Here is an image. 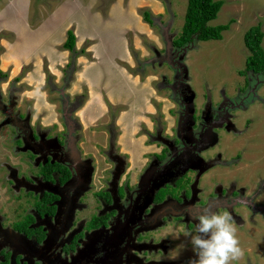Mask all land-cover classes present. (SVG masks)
Masks as SVG:
<instances>
[{"label": "rangeland", "instance_id": "obj_1", "mask_svg": "<svg viewBox=\"0 0 264 264\" xmlns=\"http://www.w3.org/2000/svg\"><path fill=\"white\" fill-rule=\"evenodd\" d=\"M18 1L21 2L22 0H15L14 4L17 6ZM215 1H222L224 4L217 19L210 22L209 25L213 27L226 25L228 23L230 24L232 20H234V23L230 24L231 26L228 31L223 32L222 40H211L206 42L196 40V43L191 48L186 49L184 56L181 58V64H177V71L182 70L184 64L187 66L188 72L192 77L191 86L197 93L198 101L200 102H202L208 87H214L217 91L225 87L230 91V96L227 97V100H231L232 97H234L236 86L244 89V77H242L239 72L246 70V59L249 56V51L244 43V35L251 27L259 24L264 32V0ZM32 2L33 5L27 8L26 11V13H31L30 20H26V23L33 26V31L34 29H38L39 32L37 34L34 33L35 35L27 34L28 31L27 33L23 31L22 35L18 34L15 26L18 25L19 21L23 22V20L21 18H15L12 21L10 20L11 25H14V31L9 33H5L4 31V33L0 34V69L7 76L3 82H0V105H2L0 106V130L4 127V124L7 125L6 127L11 126L9 123H4L7 121L5 117H11L9 114L12 116H20L24 115L26 112H28L26 116L31 114L30 125L32 127L35 123L39 125L43 123L49 126H51L53 122H61L62 124L63 120L65 122L63 115L64 117L67 116V111L65 109L67 102L76 103L77 101H81L82 109L86 108L87 105L96 102L95 95H98V86L102 88L105 85L107 95L106 97L102 96V98L108 103V98H110V96L116 98V96L122 94H120V91H117L120 90V84L118 85V83L122 81L124 83V81H126L128 87L126 91L123 92V96L124 99L127 98L129 102L125 101L123 106L111 107L110 116L112 118L104 117L98 124L96 123L94 125V128H91L97 131L96 135L92 136L93 134L89 132L91 131L90 129L86 131L88 133V139L90 140H87V142L82 145L83 150L86 153H90L91 156L92 154H102V156L95 157L98 158L101 163L103 156L106 154L108 148L111 147V134L115 138V154L123 152L127 149L126 147L135 148L133 137H128L126 133V126H129V131L133 129L140 131L141 125L138 126L135 121L131 122L130 119L126 121L129 124L126 123L127 125L125 124L122 127H118L116 124V117L120 110H131L130 106L134 109L137 107L135 102H132V98L135 101H139V107L136 109H138L140 114L137 115L136 120H149L146 119L148 115H145L144 112L148 111L151 105L154 104L157 108V114L154 115V119L159 117L162 119V116H166L167 120L164 121L165 129L167 132L172 131L174 120L171 118L168 110L172 106V103L169 101L173 99L171 93L169 97L168 90H164L163 87H160L161 75L163 73L169 74V69L163 66L161 69L156 67L153 70L151 68H146L145 71L142 72L140 67L144 66V60L148 58L156 60V64L160 61L163 63L166 62L165 58H167L166 56L168 54L165 53L166 46L161 36L162 31L164 32L162 28L166 27L165 25H170L166 34L167 36L170 33L168 39L173 36L175 29L177 31L175 37L168 43L169 46H172L169 49V53H173L174 41L179 37L185 24L188 0H32ZM4 4L11 5L12 3L10 0H0V6L2 7ZM62 8L65 9L64 12L67 9H72L70 10L72 11L70 16L71 21L68 22V24L71 23V27L69 26L65 30L62 26L59 27L58 23L60 22H57L55 19ZM145 11H149L152 14L153 24H148L143 19V13ZM63 17L64 14L62 18ZM53 19L59 29L54 28L49 30V24ZM140 22H142V28L139 26ZM69 30L73 31L76 36V48L75 51L67 52V50L63 48V45L67 40V33ZM40 44L42 45L38 48ZM180 46L181 45H178V48ZM262 46L264 48V39ZM18 47H21V49L17 50ZM162 48H164V50H162ZM32 50H38L34 57L32 55ZM19 51L20 53H18ZM176 57L178 58V56ZM24 61H26L27 65L23 63ZM8 66L10 67L8 68ZM182 74L184 75V80L181 82L180 78V81H177L176 85L183 94V100L187 104L185 112L189 115H187V119L183 125V130L185 132L184 143L180 141L178 145V148L181 150L176 153V155H171L169 160L167 158L165 166L163 165L167 168L170 165L169 161L172 160L173 168L176 173L172 170L174 176H172L171 179L176 177L179 179L182 176L181 172H184L185 169L195 161L199 160L201 164H204L198 148H186V145H191V137H198L197 132L201 127H197L196 130L191 127L193 125V118H195L194 93L188 86L190 84H186V72L184 74L182 71ZM152 75H156L159 79L155 80ZM135 80L136 83L133 85ZM256 93L252 98L249 97V99H247L252 107L255 103L254 105L256 108L250 110L248 116L246 112L241 114L240 117H237L240 119L239 124L242 131L247 118L251 117L253 119L252 129L249 131V124H246L244 131L250 135L256 134L254 141L250 144H246L243 139L242 145L240 146L242 150H240L238 158H240L239 163L245 159L244 162L246 164L258 165L255 179L264 181L263 77L262 82H258ZM99 94L101 95L103 93L100 92ZM65 97H68V99H65ZM102 98L100 100L104 101ZM221 98L223 101V97ZM75 100L77 101L74 102ZM222 101L215 106H220L221 109ZM236 102H239V104L242 103L241 101ZM237 106L239 105L236 104L231 108L229 115L231 113L234 114V112L238 110ZM94 107L95 103H92L86 110V113L90 116L93 115ZM217 111L219 110L211 106L209 112H207L201 120V122L210 123L205 129L209 135V132L212 134L216 132V130H212V128L216 129L213 122L214 120H216L217 123L226 121L225 112L218 114ZM59 127H61V125ZM236 128H238V126ZM6 129V135L13 132L12 126ZM231 129L232 131L230 132L232 136L240 135L236 134L233 128ZM110 131H112V133H110ZM104 132L106 135H104ZM1 141L3 142L2 139ZM200 141L202 142L203 148L209 145V143L208 145H204V140L202 139H200ZM67 146L66 144L63 149H66ZM29 150L31 151L33 149L29 148ZM102 150L104 151L102 152ZM99 151H101V153H99ZM244 152H246V155L243 157L241 155H243ZM13 154L22 157L14 148L11 151L9 150V146L4 144L3 149H0V164L13 163V171H15V173H22V168L18 160H14L15 157ZM49 156L52 161H54L58 153L52 152ZM213 158L217 159L218 155ZM258 163L261 164L259 165ZM103 166L106 168L105 165ZM245 168L248 169V167ZM74 169L80 172L83 178L82 184L89 186L92 170L90 164L88 163L85 165L80 163L78 165L77 163L74 165ZM0 170H3L1 166ZM26 170V173L29 171H36L31 166ZM38 172H42L41 168L38 169ZM133 173L139 174L138 170L133 171ZM166 173H169L167 169L161 173L160 171L155 172L153 184H158L159 182L164 186L166 181L170 180L166 178ZM107 175L108 173L106 176ZM111 175L112 172H109L110 177ZM133 175L134 174H132L130 178L136 179V175L132 178ZM159 177L161 178L158 181ZM144 179V177H141L142 181ZM245 179L248 180L247 175ZM141 180L139 179V185L142 184ZM181 182L184 183L183 186L180 185ZM13 183L17 185L15 180ZM185 183V178L180 179L176 183V188L179 187L182 189ZM139 185L134 187L135 192L132 193L133 199L131 206L126 202L125 206L121 205L122 211L131 212L134 221L137 220V225L141 226L142 223L145 224V229H143L141 235L139 234L140 226L134 230V234H139L140 238L143 240L142 243L139 244V246L143 245V249L140 248L139 250H142V256L148 259L146 264H159V262H156L157 260L155 257H170L169 253L174 248L173 243L169 241L165 242L162 239H154V234L160 231V229L156 231V228H159L162 217L160 216L158 219V216L153 214L152 207H150L152 206L153 197L150 183L146 182V186H144L145 190L143 191H141L142 186ZM255 186H257L256 181L251 179L247 182L246 188L248 192L246 194L251 195ZM4 187L5 189L0 190V208L6 201L1 193L5 195L10 193L7 192L6 194V185H4ZM93 187L94 186H91V188ZM46 189L52 192L58 191L60 202L58 203V210L54 219L51 220V218H47V220L41 221L45 225L50 223L51 226V229L47 230L48 237L42 244L47 254L42 264H71V260H67L60 249L58 233L62 234V232L66 230L68 219H72L73 221L78 219L76 201L77 199L80 200L83 191L79 190L81 196L78 197L76 192L72 191L70 193L68 187H59L57 182L50 183L49 187H46ZM236 196H240V193H236ZM71 200L73 201V206L69 210L70 215H68L66 210L69 209V206H67V203ZM263 200L264 195L262 196V201ZM248 201L250 204L252 203V199ZM157 206L156 211L160 209V207ZM126 208H129V210ZM92 210L94 209L92 208ZM242 210L245 219V224L242 222L244 224L243 227L240 226L241 219H239L237 215H233L232 218L234 227L236 228V237L240 242L239 246L243 251V256L238 260L231 261L230 264H264V225H262L264 221H261L262 224L260 223L257 225L258 218H254L255 221H249V216L247 215L248 211L246 209ZM119 211L120 210H117L116 215L112 217L111 225L113 229L110 230V232L106 233L104 236L102 231L96 234L90 232L88 236L94 237L95 235H99L107 239L109 235L110 237H114L116 231H120L121 234L123 232L124 243H121V241L116 242L115 239L114 243H112L110 238L108 239L109 242L106 241V243L111 244L109 249L117 248L121 250V248H123L124 252L126 245L131 243V235L128 234V229L125 226V217L131 218L132 215H127V213L124 215L122 213L124 216L122 218ZM97 213L98 211L96 214ZM81 215L87 222L90 216H92L89 214L88 210L84 213L82 211ZM86 220H83L81 225H86ZM163 223L160 227H163ZM151 227L154 230H152ZM190 233L196 234L193 230ZM254 237L262 244V252L260 253L257 252V247L253 246L255 245V243H253ZM251 243L253 244L252 246ZM168 246L170 247L168 248ZM177 251L174 253L175 256L178 254ZM123 252H119L117 255L124 258L125 261H128L127 256L124 255ZM129 252L130 251L127 253L129 254ZM185 254L186 253H184V255ZM82 255H84V251H82ZM119 257L117 259H119ZM179 261H181V263L177 264H189L186 263L188 262L187 258L180 259ZM171 262H174L172 258H170L169 263L172 264ZM83 264H90V262L86 260Z\"/></svg>", "mask_w": 264, "mask_h": 264}, {"label": "flooded vegetation", "instance_id": "obj_2", "mask_svg": "<svg viewBox=\"0 0 264 264\" xmlns=\"http://www.w3.org/2000/svg\"><path fill=\"white\" fill-rule=\"evenodd\" d=\"M165 26L164 28L167 30L170 28V25ZM175 33H177L176 29ZM188 48L191 47L181 45L178 48V45L174 44L173 53H169L166 56L167 58H165L167 63L160 61L156 64V60L148 58L144 60V66L140 67L142 72L146 68L153 70L156 67L161 69L163 66L169 69V74L163 73L161 75L160 87L168 90L169 97L171 93L173 100L169 101L172 103V106L168 111L174 120V125L172 131L167 132L164 125V121L167 120L166 116H162V119L161 117L154 119V115L157 114V108L154 104L151 105V111L153 112L144 113L148 115L149 124L143 123L140 128V134L147 137L145 144L154 146V148L149 153V159L145 165L138 167L140 171L135 180L130 178L132 172L129 173L128 171V165H130L128 158L130 159V157L114 153L116 144L112 134L111 147L108 148L101 163L95 157L102 156V154H92L91 156L90 153H86L83 150L82 145L87 142V138L84 126L78 116V111L82 109L81 101L75 100L74 102L77 101L76 103L67 102L65 105L67 116L64 117L63 115L65 122L63 120L62 124L61 122H53L49 126L42 123L40 124L41 127L35 123L32 127L30 125L31 114L26 116L28 112L20 116L9 114L10 118L5 117V120L8 122L5 121L4 123H9L12 126L13 132L6 135V128H10L11 126L6 127L7 125L4 124V127L0 130V138L3 140L2 142L0 139V149L2 150L3 145L7 144L9 150L12 151L14 148V150L20 153L22 157L14 154L13 156L15 157L14 160H18L22 173H15L13 171V163L0 164L3 168V170H0V190L5 189L4 185H6L5 193L10 192L8 195L1 193L6 201L0 208V264H42L43 259L47 255L42 244L48 237L47 230L51 229V226L50 223L45 225L41 221H45L47 218L53 220L58 210V203L60 202L58 191L56 193L46 189L52 182H57L59 187H68L70 193L74 191L78 197L81 196L79 190L83 191L80 200L77 199L76 201L78 219L76 221L68 219L66 230L62 234L58 233L60 249L66 259L71 260V264H83L86 260L90 264H146L148 259L144 258L142 250H139L140 248L143 249V245L139 246V244L143 241L140 235L143 229H145V224L142 223L141 226L137 225V220L134 221L133 214L129 211L123 212L121 206H125L126 202L131 206L132 193L135 192L134 187L139 185L141 177L145 178L143 181L141 180L142 184L139 185L142 186L141 191L145 190L144 186H146V182H149L151 185L150 189L152 190L153 197L152 206L150 207H152L153 214L158 216V219L160 216L162 217L160 226L164 219V229L160 226L156 228V231L158 229L160 231L154 234V239H162L165 242L169 241L173 243L174 247L169 253L170 257H155L156 262H159V264H168L170 258L174 261L171 262L172 264L181 263L179 260L183 258H187L188 262L186 263H189L191 259L195 258L190 245V236L187 234L192 230L196 232L197 221L193 217L202 214L205 209L221 214L227 211L231 216L237 215L241 219V224H239L242 227L245 224L242 209H246L249 221H255L254 218H258L257 225L262 224L261 221H264V212H262L264 211V200L262 201L264 181L255 179L258 165L246 164L244 162L245 159L239 163L240 158H238L240 150H242L240 146L243 139L246 144H250L256 136V134L250 135L244 131L246 124H249V131L252 129L253 119L251 117L247 118L242 131L239 124L240 119L237 118L246 112L248 116V112L256 108L255 103L252 107L247 99L249 97L252 98L256 93L258 82L261 83L262 77L264 78L262 73H255L248 69L239 71L240 75L244 77V89L236 86L234 97L231 100H227V97L230 96V91L225 87L219 91L214 87H208L202 102L198 101V95L191 86V75L185 74L186 80H189L187 83L190 84L191 90L194 91L195 118H193V125L191 127L194 130L197 127H201L197 132L198 137H191V145H186V148H198L204 164H201L199 160V162L195 161L184 172H181L182 176L179 179L177 177L171 179L174 176L172 170L176 173L172 160L169 161L170 165L167 168L164 167L166 159L168 158L169 160L171 155H176L181 150L178 148L180 141L184 143L185 132L183 125L189 114L185 112L187 104L184 102L183 94L176 83L180 81V78L181 82L184 80L182 71H185V64L182 66V70L179 71H177V64H181V58ZM152 76L155 80L159 79L156 75ZM4 80L0 76V82ZM221 97H223V101ZM65 99H68V97H65ZM220 101H222L221 109L220 106H215ZM236 101H241L242 103L239 104ZM236 104L239 105L237 106L238 110H236L237 114L235 111L234 114L231 113L229 115V111ZM211 106L219 110L217 111L218 114H222L223 112L226 114L225 122L217 123L216 120L213 121L216 129L212 128V130H216L217 132H214L215 136L211 132H209V135L205 130L210 123L201 122L205 114L209 112ZM60 125L61 127H59ZM237 126L238 128H236ZM231 128L234 129L236 134L240 135L232 136L230 132L232 131ZM200 139L204 140V145H208L209 143L213 147L211 148L208 145L203 148ZM66 144L68 146L66 149H63ZM29 148L33 150L30 151ZM52 152L58 153L54 161L49 156ZM216 155H218V158L214 159L213 157ZM244 155H246V152L241 156L244 157ZM77 163L78 165L80 163L85 165L90 164L92 170L89 186L82 184L83 178L80 172L74 169V165ZM258 164L260 165L261 163ZM29 166L33 167L36 171L26 173V169ZM243 167H248V169H244ZM40 168L42 172H38ZM138 168L136 169L138 170ZM166 169L169 172L166 173V178L170 180L166 181L164 186L159 182V185L153 184L155 172L160 171L161 173ZM109 172H112L111 177L109 176ZM107 173L108 177L106 176ZM246 175L249 181L252 179L257 184L251 195L246 194L248 192L246 183L249 182L245 179ZM160 178H158V181ZM182 178H185V186L182 189L176 188V183ZM14 180L17 185L13 183ZM180 185L183 186L184 183L181 182ZM91 186L94 187L91 188ZM238 192L240 196H236ZM249 199H252L251 204L248 201ZM67 206H69V209L66 211L70 215L69 210L73 206V201L68 202ZM156 206L160 207L158 211H156ZM126 209L129 210V208ZM86 210L89 211L90 215L95 213L90 216L88 222L81 215L82 211L84 213ZM117 210H120L122 218L124 217L123 214L125 215L126 213L127 215H132L131 218L125 217V226L128 229V234L131 235V243L126 245L124 252L123 248L121 250L117 248L109 249L111 244L106 243V241L109 242V238L112 243H114V239L116 242L121 241V243H124L123 232L121 234L120 231H116L114 237H110L109 235L107 239L99 235H95L94 237L88 236L90 232L96 234L102 231L104 233L103 236L110 232L113 229L111 225L112 217L116 215ZM97 211L98 213L96 214ZM83 220H86V225H81ZM139 226L140 235L134 234V230ZM151 229L154 230L152 227ZM255 239L254 237L253 243L255 245L251 243V246L257 247L256 250L260 253L262 252V244ZM82 251H84V255H82ZM128 251H130L129 254L127 253ZM176 251L178 253L177 256L174 255ZM119 252H123L127 256L128 261L119 257L117 255ZM184 253L186 254L184 255ZM118 257L119 259H117Z\"/></svg>", "mask_w": 264, "mask_h": 264}, {"label": "crops", "instance_id": "obj_3", "mask_svg": "<svg viewBox=\"0 0 264 264\" xmlns=\"http://www.w3.org/2000/svg\"><path fill=\"white\" fill-rule=\"evenodd\" d=\"M10 2L12 3L11 5L4 4L2 7L0 6V34L4 33V31H5V33H9L11 31H14L13 30L14 25H11L10 20L12 21L15 18H21L23 20V22L19 21L18 25L15 26V29H16L18 34L22 35L23 31H25L26 33L28 31L27 34H30V35H33L34 33L37 34L39 32L38 29H34V31H33L32 30L33 26L31 24L26 23V20L27 21H28V19L30 20L31 13H26V11H27V8H29L31 5H33L32 0H22L21 2L18 1V6L16 4H14L15 0H13V1L10 0ZM66 5H67V3H66ZM64 10L65 9L62 8V10H60L59 13L56 15L55 19L57 22H60V23H58L59 27L62 26V28L65 30V29H67V27H69L71 25V23L68 24V22L71 21L70 16L72 14V11H70V10H72V9H67L65 12H64ZM31 11H32V8H31ZM15 13H17V14H15ZM66 13H67V15H66ZM63 14H64V17L62 18ZM46 22H48V21H46ZM49 26H50L49 30L54 29V28L59 29V27L55 23L54 19L51 20ZM139 26L142 28V26H143L142 22H140ZM20 27H21V29H20ZM27 34H26V36H27ZM19 44H20V42H19ZM41 45L42 44L38 45L39 46L38 48H40ZM20 49H21V47H18L17 50H20ZM37 51L38 50H32L33 57L35 56ZM67 52H68V50H67ZM18 53H20V51ZM40 54H41V52H40ZM42 55H43V53H42ZM42 57H44V56H42ZM23 63H25L27 65L26 61H24ZM9 67L10 66H8V68ZM133 78H135V77H133ZM94 82H96V81H94ZM135 83H136V80L133 82V85ZM119 84H120V90H117V91H120V94L121 93L122 94L116 96V98L110 96V98H108V100H109L108 103H106L104 98H102V96L106 97V95H107L105 85L102 88H100V86H98L99 87L98 88V95H95V98H96L95 101L96 102H92V103H95L93 115L90 116L89 114L86 113V110L88 109V107L92 103L87 105L86 108H83V109L78 111V116L80 117L81 122L84 126V132L85 133H87L86 131L90 129L91 131H89V132H91L93 134V135L92 134H90V135H92V136L96 135L97 131H94V129H91V128H94V125L96 123L98 124V122L101 119H103L104 117L112 118L110 116V114H111L110 108L111 107L123 106L124 102L127 101V98L124 99V96H123V92L126 91V89L128 87L127 82L124 81V83H123V81H122L121 83H118V85ZM100 92H102L103 94L100 95L99 94ZM130 92H131V90H130ZM101 98L104 101H101L100 100ZM127 102H129V101H127ZM132 102H135L136 106L139 107V103H138L139 101L138 100L135 101L132 98ZM125 105H126V103H125ZM137 107H135V109H134L132 106H130L131 110H129V109H127L126 111L120 110V112L118 113V116L116 117L117 126L118 127L124 126L127 123L126 121L129 119L131 120V122L135 121V123H137L138 126L141 125L140 128L142 127L143 123L149 124L148 120H143V119L136 120L137 115L140 114L138 109H136ZM151 110H152V106L146 112H153ZM87 115L89 118L87 117ZM127 124H129V123H127ZM129 130H130L129 126L127 125L126 126V133L128 134V137H131V138L133 137V143L135 144V148L126 147L127 149H125L123 152H119V153L122 156H129L130 157V159L128 158V162H130V165H128L129 166L128 171H129V173L132 172L131 175L134 174L132 176V178H133L136 174V173H133V171H135V170L137 171L136 168L142 167L145 165V163L149 159L148 158L149 153L152 151V148H154V146H148L145 144L147 137L141 135L140 131H138V130L136 131L134 129L131 131H129ZM110 133H112V131H110ZM90 135H89V138H90ZM104 135H106L105 132H104ZM85 136H86L87 140H90V139H88V133ZM139 171H140V168H138V172ZM137 174H136V178H137ZM133 180H135V179H133Z\"/></svg>", "mask_w": 264, "mask_h": 264}, {"label": "trees", "instance_id": "obj_4", "mask_svg": "<svg viewBox=\"0 0 264 264\" xmlns=\"http://www.w3.org/2000/svg\"><path fill=\"white\" fill-rule=\"evenodd\" d=\"M223 4L222 1L215 0H188L185 24L174 44L192 47L196 40L204 42L222 40L223 32L230 29V24L234 23V20L230 24L214 27L210 26L209 23L217 19ZM143 19L146 23L153 24V16L149 11L143 13ZM263 39L264 32L260 24L251 27L244 35V43L249 51V56L246 59V69L255 73H262L264 76ZM63 48L68 51H75L76 36L73 31H68ZM0 76L4 79L7 77L1 69Z\"/></svg>", "mask_w": 264, "mask_h": 264}, {"label": "clouds", "instance_id": "obj_5", "mask_svg": "<svg viewBox=\"0 0 264 264\" xmlns=\"http://www.w3.org/2000/svg\"><path fill=\"white\" fill-rule=\"evenodd\" d=\"M197 221L196 234L188 233L195 258L189 264H230L243 256L232 216L224 211L205 209L193 217Z\"/></svg>", "mask_w": 264, "mask_h": 264}, {"label": "water", "instance_id": "obj_6", "mask_svg": "<svg viewBox=\"0 0 264 264\" xmlns=\"http://www.w3.org/2000/svg\"><path fill=\"white\" fill-rule=\"evenodd\" d=\"M162 29H164V32L162 31V34H161V36H162V38H163V41H164V43H165V46H166V54H169V49H170V47H172V46H169V42L175 37V35H176V33H174L173 34V36H171L169 39H168V37H169V34L166 36V34H167V32H168V30L167 29H165L164 27L162 28ZM184 67H186L185 68V71H184V74H185V72H186V75H188L189 74V72H188V68H187V66L185 65ZM186 84H187V80H186ZM188 85V84H187ZM189 87H190V85H188ZM191 88V87H190ZM192 92L194 93V91L192 90ZM193 98H194V96H193Z\"/></svg>", "mask_w": 264, "mask_h": 264}, {"label": "bare ground", "instance_id": "obj_7", "mask_svg": "<svg viewBox=\"0 0 264 264\" xmlns=\"http://www.w3.org/2000/svg\"><path fill=\"white\" fill-rule=\"evenodd\" d=\"M71 27V26H70Z\"/></svg>", "mask_w": 264, "mask_h": 264}]
</instances>
